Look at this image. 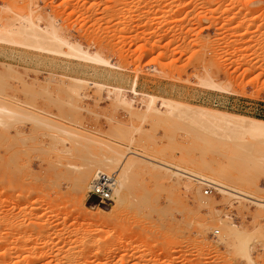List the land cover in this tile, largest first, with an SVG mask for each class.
I'll return each instance as SVG.
<instances>
[{
    "label": "rangeland",
    "instance_id": "1",
    "mask_svg": "<svg viewBox=\"0 0 264 264\" xmlns=\"http://www.w3.org/2000/svg\"><path fill=\"white\" fill-rule=\"evenodd\" d=\"M263 4L264 0H0V9L34 8L42 25L51 17L70 41L96 51L116 67L1 45L0 92L47 111L76 135L63 153L60 143L48 141L43 130H34L27 120L0 129V263L63 264L65 254L66 264L76 255L77 261L70 264L78 259L82 264H264V209L249 202L225 200L218 190L204 195L203 184L185 190L146 169L133 172L123 198L114 194L106 205L87 199L90 181L79 195L71 186L79 168L93 175V162L110 155L114 146L123 153L147 151L227 184H241L242 189L246 185L264 198L263 189L250 186L257 179L264 188V176L257 175L249 161L254 145L243 143L238 151L223 129L194 133L175 118L142 119L139 114V97L150 93L264 119ZM3 13L0 10L6 17ZM206 74L229 90L202 86L200 77ZM71 77L85 81L78 88L79 97L69 87ZM93 82L104 88L97 89ZM115 86L136 100L130 113L108 96ZM87 207L104 218L93 216ZM221 224L236 233H225Z\"/></svg>",
    "mask_w": 264,
    "mask_h": 264
},
{
    "label": "bare ground",
    "instance_id": "2",
    "mask_svg": "<svg viewBox=\"0 0 264 264\" xmlns=\"http://www.w3.org/2000/svg\"><path fill=\"white\" fill-rule=\"evenodd\" d=\"M14 7L9 6V5L8 6L4 5V6H2V9H0L1 12L5 13V14L3 13L4 16L7 14L6 17H3L2 15L0 16V47H1V45L2 46L7 45V46H11V47H17L19 49L20 48L27 49V50H30L31 52L34 51V52H38V53L39 52L45 53L48 55H58V56H61L64 58H69V59L73 58V59H77L78 61L81 60V61L87 62L89 64L90 63L94 64L96 66H101V67L103 66V67H107V68L108 67H112V68L115 67V64H113L112 61H110L106 57H103L101 54L97 53L96 51L90 52L89 50L84 49L79 43L70 41L69 37L68 38L65 37L58 30V27L56 26L55 21L51 17H49L47 22L42 25L40 23V20H41L40 16H38L34 13L35 12L34 8H30V7L28 8L27 7L28 10H26V9H22L21 7L18 9H16ZM40 53H39V55H40ZM6 66H8V65H6ZM15 77H16V74H15ZM68 79H67V81H68ZM13 80H15V79H13ZM70 81H71V83L69 82L70 83L69 87H71V85H72L71 89L73 90V93L74 94L76 93L75 96L79 97L80 91L78 93V88L80 87V85L85 83L84 79L71 77ZM221 83H223V82H221ZM200 84L202 86H205V87L216 88V89L223 90V91H227V89H228V86L226 87V86L221 85L220 83H217V81L215 82L213 80V78L209 77L207 74L204 77H200ZM67 85H69V84H67ZM92 85H94L99 90H102L104 88V86L99 84V83L93 82ZM11 90H12V88H11ZM131 90H132L134 97H137V91L135 90V82H133ZM108 96H110L111 99L117 105H120V106L127 108V110H129V113H130V111L134 110V103L136 100L134 98H130L123 88L116 87V86L110 88L109 92H108ZM71 97H72V95H71ZM139 100H140V103L142 104L141 112L139 113L140 118H142V119H145L149 116H156V117L157 116H164V117H167L168 119H172V118L174 119L175 118L176 120L181 121L184 128L188 129L189 131H193L194 133H200L201 132L204 134L206 132L210 133V132H214V131L223 129L226 132L225 138H228V141H230V139L233 140L234 145H233V143H232V145L236 147L235 148L236 150L239 149L238 151H241L240 147L243 145V143L246 146H247V144H245V143H250L249 145H252V146L254 145L253 153L250 154V155H252L251 158L249 156V158H250L249 161H250L255 173L259 176H264V119L256 118V117H248V116L230 113L227 111L213 109V108L204 107V106L191 105V104L184 103V102H181V101H178L175 99L165 98V97L157 96V95L150 94V93H142V95L139 97ZM31 106H30V103L28 105V102L22 101L18 97L17 98L12 97V96L7 95V93L4 94V93L0 92V129H6L8 127H11L12 124L15 125L14 122L19 121L18 123H21V121L24 122L27 120V121L32 123L34 130L42 129L43 135L48 139V141L54 142V139H55L56 142L60 143L62 146L60 151H63V153L68 151L66 143L70 138L75 136L76 133L71 131L62 122H58V121L54 120L53 119L54 117H52L53 116L52 114L48 113L47 111L35 110V107L32 109V108H30ZM156 117H155V119H156ZM17 125H15V126H17ZM167 128H168V125H167ZM137 130H140V129H137ZM183 133H185V132H183ZM194 133H192L193 136H194ZM16 134L22 135L23 132L20 130L19 131L16 130ZM186 134H187V132H186ZM203 134H200V135H203ZM188 135H190V134L188 133ZM206 135H207V133H206ZM173 136H174V134H173ZM214 136H216V135H214ZM86 137H88V136H86ZM46 138H44V139H46ZM89 138H88V140H89ZM89 141H91V140H89ZM53 142H51V143H53ZM108 143H111V142H108ZM252 146H251V148H252ZM248 147H250V146H248ZM110 150H111L110 155H104L102 158H99V159L95 160V162H93V165H92L93 168L90 167L91 170L93 169V171H94L93 175L91 174L92 172L90 173L89 170H85L84 168H79L77 170L78 173L76 176H74V182L72 181L73 184H71V186L74 185V187H73L74 190H72V192L76 191L75 192L76 195L81 194L85 190L88 181H90V179H92L90 175L94 176L98 172L107 173L106 171H111L112 169H115L114 171L117 172V182H116V185H115L114 190H113V195L115 194L118 197V199L123 198L125 191L129 187L130 175L133 172H135L136 170L146 169L148 171V173H150V175H152L153 177L160 178V179H169L172 182H175L177 185L182 186L185 190H189V191H192L191 189L194 188V184L202 185L204 183L210 182L216 187V189L221 193V195L224 197L225 200L226 199L227 200H229V199L234 200L235 199L236 201H238L240 203L242 200H244V201L249 202L250 204H253L256 207H258L260 209V211L262 209H264V198L259 197L258 194L256 195L255 194L256 192L254 193V190L253 191H250L248 189L246 190V188H247L246 185H244L245 189L243 187V189H244L243 190L242 185L239 182L238 183L240 185H238L237 183L227 184V182L225 183V182H223V180L220 179V177H219L220 175L218 176V174H217V176L219 178H214V176L213 177L208 176L207 174L200 173V172L193 170L189 167L182 166L180 164H175V163H172L171 161L162 160L161 158L154 156L155 154L152 155V154L147 153V151H146V153H144V152L140 153V152H136V151H127V153H125V152L123 153L120 149L115 148L114 146ZM232 151H234V150H232ZM249 153H251V152L249 151ZM129 155L135 156V158H137V159H132L129 157ZM245 159H246V157H245ZM244 164H246V163H244ZM205 167H207V166H205ZM237 179L238 178H236V180ZM156 180H158V179H156ZM237 181H239V180H237ZM240 181H242V180L240 179ZM229 182H231V181H229ZM250 186L253 187V189L255 188L256 190H259V189H261V191L264 190V188H261L257 179L254 180L253 182H251ZM78 201L80 204L82 203L80 201V199ZM78 201L76 202V200H75V202L79 205ZM117 202H118V200H117ZM203 204H205V202ZM91 208L87 207V209L89 210V212L93 216L99 215L100 217H103V215H102V213H100V211H98L96 209L92 211ZM87 209H86V211H87ZM258 212H259V210L257 211V213ZM97 216H95V217H97ZM99 216L97 218H99ZM94 220H96V219H94ZM222 230L225 233H229L231 235L236 233L234 228L230 225L229 226H223ZM92 231L93 230H91V232ZM51 238H52V236H51ZM47 239L52 240V239H50V237ZM47 239H46V241H47ZM43 244H45V243H43ZM88 247H90V246L88 245ZM31 248H34V247H31ZM36 248H38V247H36ZM36 248L30 249V247H29V250H31V251L32 250H38ZM67 249H70V248H67ZM67 249H65V250H67ZM97 249L98 248H96V250ZM1 251H0V253H1ZM42 251H44V249ZM61 251H63L62 253H64L63 248ZM70 252L68 253V251H67L68 254L72 255V253H70ZM3 253H1V254H3ZM58 253L61 254L59 249H58ZM73 254H74V250H73ZM3 255H1V257ZM64 255L65 254H62V257H64L65 260H64V258H62L63 260L61 258L60 259L62 261L67 262L66 257ZM71 255L69 257H72ZM5 256H7V255L5 254ZM66 256H68V255L66 254ZM73 256L75 257V254ZM1 259H3V258H1ZM34 259L36 261L37 258L34 257ZM69 259L70 258H68V260ZM76 259H77V255H76ZM75 260H70L71 261L70 263H73V261H75ZM168 260H169V262H171L170 260H172V259H168ZM3 261L4 260H2V263H4ZM6 261L7 260H5V262ZM16 262H17V260H16ZM65 262H63V264ZM2 263H0V264H2ZM18 263H20V262H18ZM56 263H58V262H56ZM70 263L68 262L67 264H70ZM76 263L77 264L79 263V259H78V262H76ZM30 264H33V262L32 263L30 262ZM59 264H62V262ZM79 264H82V263L80 262Z\"/></svg>",
    "mask_w": 264,
    "mask_h": 264
},
{
    "label": "built area",
    "instance_id": "3",
    "mask_svg": "<svg viewBox=\"0 0 264 264\" xmlns=\"http://www.w3.org/2000/svg\"><path fill=\"white\" fill-rule=\"evenodd\" d=\"M117 182V172L112 171L110 173L98 172L89 182L87 190V199L93 200V204L106 205L110 204L113 200V190ZM216 187L208 182L203 184V194L210 195L216 192ZM219 233L218 229L213 231L216 236Z\"/></svg>",
    "mask_w": 264,
    "mask_h": 264
}]
</instances>
